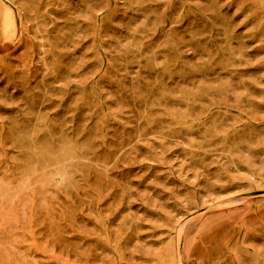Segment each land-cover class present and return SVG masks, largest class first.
I'll return each mask as SVG.
<instances>
[{
	"label": "rangeland",
	"instance_id": "1",
	"mask_svg": "<svg viewBox=\"0 0 264 264\" xmlns=\"http://www.w3.org/2000/svg\"><path fill=\"white\" fill-rule=\"evenodd\" d=\"M0 264H264V0H0Z\"/></svg>",
	"mask_w": 264,
	"mask_h": 264
}]
</instances>
